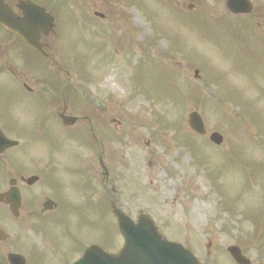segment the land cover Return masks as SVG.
Returning <instances> with one entry per match:
<instances>
[{
  "label": "rangeland",
  "instance_id": "rangeland-1",
  "mask_svg": "<svg viewBox=\"0 0 264 264\" xmlns=\"http://www.w3.org/2000/svg\"><path fill=\"white\" fill-rule=\"evenodd\" d=\"M131 1L132 7L115 9L105 22H98L97 18L92 21L88 13L92 12L91 6L85 7L88 12L84 8L70 7L62 13L57 38L59 46L55 49L57 56L69 65V100L84 95L91 100L83 98L88 124L63 133L49 109L36 101L31 114L35 123L32 148L35 152H89L95 151L93 139L96 138L105 146H99L97 151L105 152L118 205L132 219L138 211L145 212L168 240L197 247L202 258L208 242L213 244L214 251L221 244H229L231 240L228 239L239 236L244 247L253 234L240 229V221L236 219H242L244 223L249 221L247 219L264 220V205L258 204L253 209L249 202L256 195L264 199V140L246 138L248 135L257 138L259 130V139H264V92L258 89L264 87L247 88L236 84L220 93L229 105L239 108L240 128L245 133L233 121L238 117L226 119L213 103L202 101V95L197 91L179 88L176 102L165 104L164 100L163 105L159 98L151 102L143 99L145 90L157 91L165 85L181 82L182 73V80L185 78L190 84L201 87L204 81L201 78L195 80L193 70L184 66L205 64L206 59L207 68L212 72L213 92H221L224 86L237 80L225 75L226 66L213 58L212 43L208 45L195 32L197 27H203L206 12L212 18L215 14L218 19L222 12L218 3L198 0L194 12L184 11L177 17L172 14L178 11L175 5L170 9L157 6V0ZM257 9L264 14V4H259ZM43 72L40 68L39 73ZM208 72L205 70L206 74ZM84 74L95 76L88 78L91 79L89 83H84ZM202 74L199 72L200 77ZM58 78L62 80L64 76L60 74ZM132 91L138 94L139 100ZM122 103L123 110L117 116ZM194 109L203 114L208 133L222 135L220 147L205 145L206 138L185 133H189L186 115ZM160 113L162 124L166 126L167 141L163 146L153 136L158 134V128L153 124L152 116L157 118ZM111 114L125 124H112ZM140 121L144 125H139ZM138 125L139 128L134 129ZM126 130L127 136L114 132ZM178 132L185 133L188 138L179 135L175 140ZM182 152L189 153L182 155ZM90 159L97 170L96 161ZM80 160L83 165L89 164L86 155H81ZM243 170L251 180L243 178ZM243 180L249 188L248 193L243 188ZM100 183L96 179L97 191ZM218 199L220 210L229 219L219 215ZM71 217L62 214L64 220ZM88 220L86 215L85 239L91 237L93 242L111 251L114 233L104 226L105 223H101V229L96 226L95 230ZM244 225L247 230L249 227L252 231L264 232L262 225L254 226L249 222ZM121 246L122 240L118 237L117 249ZM245 249L247 256L256 258L254 247ZM261 249L263 252L264 242ZM226 257L220 254L217 261L231 264Z\"/></svg>",
  "mask_w": 264,
  "mask_h": 264
},
{
  "label": "flooded vegetation",
  "instance_id": "flooded-vegetation-1",
  "mask_svg": "<svg viewBox=\"0 0 264 264\" xmlns=\"http://www.w3.org/2000/svg\"><path fill=\"white\" fill-rule=\"evenodd\" d=\"M9 4L16 5L13 0H5ZM42 5L46 11L50 0H35ZM44 44V41H41ZM27 53L22 44L7 36L0 28V96L1 93L9 92V83H17L13 87L17 93H20V87H26L30 79L29 69L26 62ZM18 60L22 64V69L15 72L11 66ZM24 109H29L28 103H24ZM11 107L6 103L0 101V127L3 133L8 137L20 136L25 133L20 126L14 121V117L10 112ZM8 165H6L7 167ZM51 166H36L32 164H12L9 165V170L19 173L15 178L14 185L21 196V204L19 209V217L17 221L28 222L32 220L38 209V205L44 200H51L58 206L59 204H66L70 201L77 202L82 191L80 181L63 182L58 180L56 171L47 170ZM41 169L43 174L39 177V181L27 186L21 181V173L29 175ZM72 173V172H71ZM67 171L64 172V175ZM28 175V176H29ZM26 176V175H25ZM79 179V177H78ZM7 182L1 181V192L4 193L8 189L3 185ZM0 192V193H1ZM2 219H12L10 215V208L8 205L0 204ZM77 215L78 208L72 207L69 212L61 214ZM46 213H41L44 215ZM75 217V216H73ZM79 218V217H77ZM4 230V229H3ZM28 230L14 229L13 233L10 230H4L7 238L0 242V264H8V256L11 254L18 255L22 258H16L18 264H68L70 259L78 252L80 237L78 234L63 233L60 230H48L45 228L33 229L31 232V240L27 238L25 233Z\"/></svg>",
  "mask_w": 264,
  "mask_h": 264
},
{
  "label": "water",
  "instance_id": "water-1",
  "mask_svg": "<svg viewBox=\"0 0 264 264\" xmlns=\"http://www.w3.org/2000/svg\"><path fill=\"white\" fill-rule=\"evenodd\" d=\"M189 124L196 132L203 133L196 115L189 116ZM210 139L216 143L221 141L216 135ZM114 214L125 241L122 251L117 256L109 257L93 248L88 249L76 264H193L186 251L164 241L147 216H141L138 223L133 225L120 212L115 210ZM234 257L237 263L247 264L237 254Z\"/></svg>",
  "mask_w": 264,
  "mask_h": 264
}]
</instances>
